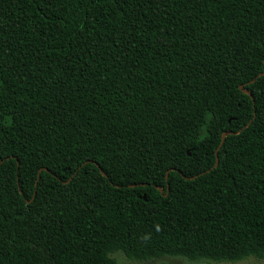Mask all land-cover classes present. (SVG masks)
I'll return each mask as SVG.
<instances>
[{
  "label": "trees",
  "instance_id": "16d2710c",
  "mask_svg": "<svg viewBox=\"0 0 264 264\" xmlns=\"http://www.w3.org/2000/svg\"><path fill=\"white\" fill-rule=\"evenodd\" d=\"M263 72L264 0H0V264L264 259Z\"/></svg>",
  "mask_w": 264,
  "mask_h": 264
},
{
  "label": "rangeland",
  "instance_id": "374dc122",
  "mask_svg": "<svg viewBox=\"0 0 264 264\" xmlns=\"http://www.w3.org/2000/svg\"><path fill=\"white\" fill-rule=\"evenodd\" d=\"M113 256L118 260L120 264H264V259H257L254 257L247 258L238 262H207L199 261L193 262L181 256H165L147 261H136L129 259L122 251H116Z\"/></svg>",
  "mask_w": 264,
  "mask_h": 264
},
{
  "label": "water",
  "instance_id": "95a60500",
  "mask_svg": "<svg viewBox=\"0 0 264 264\" xmlns=\"http://www.w3.org/2000/svg\"><path fill=\"white\" fill-rule=\"evenodd\" d=\"M262 74H264V72H263ZM240 88H243V85H240ZM227 133H228V132L225 131V132L222 134L223 139L225 138V136H226ZM189 154H190V152H189ZM103 173L106 175L105 172H103ZM159 189L162 190V187H159Z\"/></svg>",
  "mask_w": 264,
  "mask_h": 264
}]
</instances>
